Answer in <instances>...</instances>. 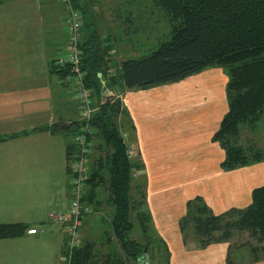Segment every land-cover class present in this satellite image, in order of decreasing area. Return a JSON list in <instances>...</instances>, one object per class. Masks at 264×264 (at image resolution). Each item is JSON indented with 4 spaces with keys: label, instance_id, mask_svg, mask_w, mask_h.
I'll list each match as a JSON object with an SVG mask.
<instances>
[{
    "label": "crops",
    "instance_id": "crops-1",
    "mask_svg": "<svg viewBox=\"0 0 264 264\" xmlns=\"http://www.w3.org/2000/svg\"><path fill=\"white\" fill-rule=\"evenodd\" d=\"M78 1L85 7L82 35L99 33L117 72L122 61L134 57L137 42L152 39L151 0ZM66 18L62 0H0V137H6L0 142V223L37 228L38 222L48 229L1 241L26 240L42 247L48 240L45 233L59 229L60 237L52 240L56 251L42 248L43 260L48 252L54 256L51 264L63 263L67 239L62 226L48 221L50 214L65 213L69 205L67 148L76 131L64 126L80 119L74 91L61 85L55 71L67 46ZM227 81L221 67H211L177 82L146 89L119 86L107 95L121 96L132 126L127 133L133 155L142 163L137 174L143 179L154 232L169 250L168 264H241L243 249L231 248L230 240L201 246L193 226L183 227L189 200L201 197L221 214L247 207L253 190L264 185V161L225 171V151L212 140L229 108ZM7 191L22 194L18 208L17 203L11 204L13 210L3 208ZM95 200L97 211L82 220L86 242L90 233H100L106 223L103 214L112 215L106 197ZM13 212H18L15 219ZM17 255L19 262L28 261L25 254Z\"/></svg>",
    "mask_w": 264,
    "mask_h": 264
},
{
    "label": "trees",
    "instance_id": "trees-1",
    "mask_svg": "<svg viewBox=\"0 0 264 264\" xmlns=\"http://www.w3.org/2000/svg\"><path fill=\"white\" fill-rule=\"evenodd\" d=\"M152 2L168 18L169 37L162 40L150 54L122 61L117 74L108 72L110 47L101 40L97 31L91 30L87 36L82 35L79 42L81 70L85 72L84 85L91 91L96 108L91 120L94 133L90 159L94 161L92 168L89 163L86 180L89 189L85 190L83 199L94 213L99 202L95 199L98 195L102 197L101 192H106V202L113 209L111 234L118 247L112 248V245V249L102 254L95 249L94 243L82 241L81 246L73 250L70 264L145 263L149 261L151 245L156 243V239L169 263V250L164 241L147 235L153 222L146 207L145 186H136L139 200H135L131 194L135 180L133 174L141 169L142 163L135 157L130 159L126 154L123 132L132 131V126L129 129L123 121L127 114L121 98L117 94L107 96L114 88L146 89L183 80L207 68L221 67L228 77L226 95L229 108L212 140L225 151L222 168L229 171L264 161V146L258 143L259 139L253 134L264 114V0ZM74 4L83 16L85 7L78 0H74ZM64 68L57 63L55 65L59 81L70 67ZM60 83L74 91L70 84ZM80 120L81 107L79 121L64 128L77 133ZM55 129L50 127L51 131ZM245 130L250 136L246 132L242 137ZM5 140L6 137H0V142ZM75 150L74 141L67 148V172L71 178ZM133 213L146 240L144 244L131 237L134 230ZM183 224L184 228L190 224L193 226L201 246L229 241L234 231L248 232L258 243H264V185L253 190L247 207L231 208L221 214H215L203 198L191 199L187 203ZM59 225L66 232L65 224ZM30 228L25 223H0V240L20 238ZM151 230L154 232V229ZM110 238H107L108 243ZM66 247L67 239L65 255L68 254ZM250 250L246 262L260 261L259 252H264V248L252 247ZM229 261L234 262L230 256Z\"/></svg>",
    "mask_w": 264,
    "mask_h": 264
},
{
    "label": "rangeland",
    "instance_id": "rangeland-1",
    "mask_svg": "<svg viewBox=\"0 0 264 264\" xmlns=\"http://www.w3.org/2000/svg\"><path fill=\"white\" fill-rule=\"evenodd\" d=\"M151 9L155 11V13L153 14L154 16L152 17V39H149V40L145 39L146 42H137V51H135V54H133L134 57H139L142 55L150 54L152 51H155L158 48V46L162 40H166L169 37L170 25L168 22V18L165 16L164 12L159 7L154 5L152 0H151ZM139 44H142V45H139ZM131 55H132V53H131ZM108 60H109L108 67L113 71V74H117L118 72L116 71L115 67L113 68L112 61H111L110 57H108ZM108 72H109V70H108ZM117 96H118V94H117ZM119 97L121 98V96H119ZM123 110L126 114L124 107H123ZM123 121L125 122V125H127V127L130 129V121L127 119L126 116L124 117ZM246 132H247V130L244 131V133L242 134V137L244 134L248 133V132L247 133ZM253 134L255 136H257V138L259 139L258 143L264 146V114L258 123V127H257L256 132ZM248 135L250 136L249 133H248ZM136 173H138V172L136 171ZM142 181H143V179L139 178V174H137L135 177V180H133L131 194L135 200H139V198H140V196L137 194L138 189L136 188V186L140 185ZM101 195H102V193H101ZM102 196L105 197V195H102ZM21 197H22V194H21ZM21 197L20 196L16 197L15 195L13 196L11 193H8V191H7L6 197L1 200L2 205L4 206L3 208L13 210L14 206H11L12 203H17L15 205V207L18 208ZM9 205H10V207H9ZM110 208H111V206H110ZM112 211H113V209H112ZM58 214H60V213H55V214L49 215L48 221L50 220V222L52 223V224L49 223V225H52V226L55 224L59 225V223H56L57 222L56 216ZM12 215H13V218L17 217L18 212H13ZM20 215H22V214H20ZM52 215H53V218L51 217ZM88 215H90V214H88ZM88 215H86V216H88ZM103 215L106 216V223L100 225V233H96L93 235L90 233L87 236V238H85V239H87V242L94 243L95 249H99L100 251H103L107 248L112 249L114 247L115 248L118 247V244L116 243V241L114 239H112V234H111V238L109 236L111 233V226H109L108 221L110 220L111 215L109 216L108 212L104 213ZM132 218H133V223H134V230L131 233V237L134 238L135 240L143 243V244L146 243V240L143 237L141 228H140L138 221L136 219L135 213L132 214ZM30 224H35V223H30ZM38 224L39 223L37 222L36 226H37V229H39L40 231L41 230H45V231L48 230L45 226L42 227V225L39 226ZM151 228L153 229V226ZM151 228L147 232V235H148V237L155 239L157 236H156L155 232H152ZM80 234H81V239H83L84 233L81 231V228H80ZM45 235L48 236V240L45 241V245H42V247L32 246V243H30V242L27 243L26 240L25 241L24 240H18V241H14V240H12V241H1L0 240V264H51L54 260V256H52V253L50 255H48V253H49L48 252L47 253L48 256L47 255L44 256V257H48V260H47V258H45L46 262H43L45 259L44 260L42 259L43 258L42 248L50 247L51 250H53L55 252L56 251V248H55L56 244H54V246H53L52 240H54L53 238L60 237V232H59V229H57V230L47 232V233H45ZM50 237H52V238H50ZM85 237H86V235H85ZM107 238L111 239L110 244L107 242ZM113 240H114V244L112 246L111 242ZM83 241H84V239H83ZM84 242H86V241H84ZM230 242H231L230 243L231 248H234V250L235 249H243V252H241L239 255V257H240L239 259L241 260V262H240L241 264H242V261L243 262L247 261V259H246L247 257L245 255V253H250L251 252L250 249L252 247L264 248V243H258L254 238H252L249 235L248 232L239 233L237 231H234V235L230 239ZM111 246H112V248H111ZM151 248H152V250L150 253L149 261L148 262L146 261L145 263H141V264H167L166 254L163 251V247L159 246V242L157 239H156V243L151 245ZM33 251H34V253H33ZM17 252H18V254L19 253H22L23 255L25 254V258L28 257L25 260H28V261L27 262H25V261L19 262V260H17V257H18ZM259 254H260L259 255L260 256V262L258 261V262H253V263L264 264V252L260 251ZM210 255L213 256L212 252L210 253ZM22 257H24V256H22ZM223 257H222V261H224ZM51 259H52V262H51ZM220 259L221 258H219V257L217 258V260H220ZM251 259H252V256H251ZM234 260L235 259L233 258L232 261H234ZM62 262H63L62 264H65L63 260H62ZM251 262H250V264H251Z\"/></svg>",
    "mask_w": 264,
    "mask_h": 264
},
{
    "label": "built area",
    "instance_id": "built-area-1",
    "mask_svg": "<svg viewBox=\"0 0 264 264\" xmlns=\"http://www.w3.org/2000/svg\"><path fill=\"white\" fill-rule=\"evenodd\" d=\"M67 12L66 18V35L67 46L64 53L58 57L56 63L61 68L69 66V71L65 74L61 81L73 86L76 98L80 101L81 107V124L75 136L76 150L72 161V178L70 188V200L68 209L65 213L56 216L57 222L65 224L67 233V251L62 260L65 264H70L71 254L74 249L81 246L80 228L82 219L85 215L92 212L91 207L84 201L86 190V180L89 175L90 155L93 150L92 134L94 133L91 120L95 112L94 101L91 91L85 87V72L81 70V50L79 42L82 36V15L75 8L74 0H62ZM65 69V68H64ZM110 74L113 71L109 70ZM123 138L126 141L127 156L134 158L131 142L127 132H123ZM137 173L133 174L136 177ZM53 218V215L51 216ZM55 218V219H56ZM37 228L28 229V234H36Z\"/></svg>",
    "mask_w": 264,
    "mask_h": 264
},
{
    "label": "water",
    "instance_id": "water-1",
    "mask_svg": "<svg viewBox=\"0 0 264 264\" xmlns=\"http://www.w3.org/2000/svg\"><path fill=\"white\" fill-rule=\"evenodd\" d=\"M137 264H140V263H137Z\"/></svg>",
    "mask_w": 264,
    "mask_h": 264
}]
</instances>
